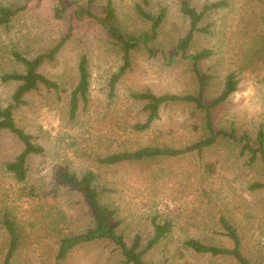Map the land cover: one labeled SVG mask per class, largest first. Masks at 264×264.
I'll return each mask as SVG.
<instances>
[{"label": "rangeland", "instance_id": "1", "mask_svg": "<svg viewBox=\"0 0 264 264\" xmlns=\"http://www.w3.org/2000/svg\"><path fill=\"white\" fill-rule=\"evenodd\" d=\"M90 0H64L61 18L54 16L56 0H0V6L17 8L7 25L0 26V106L11 102L16 82L1 76L23 72L14 59L17 52L33 58L46 52L71 30L69 38L39 71L59 85L57 90L40 87L25 94V104L14 110L16 124L43 147L26 161V177L18 180L6 163L21 152L15 135L0 132V263L8 247L3 221L12 220L18 246L11 264H120V251L108 240L80 243L57 260L59 240L76 236L94 226L91 207L79 188L68 185L60 173L93 175L92 184L100 203L128 244L135 235L141 248L153 234L152 217L168 220L166 237L143 253L147 264H237L230 256L193 252L183 245L188 238L207 244L231 246L219 219L225 217L242 239V251L252 264H264V161H249L240 145L219 139L196 152L160 156L106 165L97 157L114 152L157 145L181 148L207 133L203 113L192 102L162 105L159 118L139 130L144 122V102L132 93L196 94L197 78L189 60L178 57L166 64L160 52L150 56L143 45L131 52L132 65L111 87V78L121 65L118 48L100 25L90 19L71 17L74 7ZM95 8L107 0H91ZM181 0H112L122 31L137 34L149 30L136 5L157 13L166 9L154 49L168 56L189 29L180 11ZM201 11L217 0H188ZM227 5L205 12L199 22L207 32H195L188 52L208 49L199 60L207 75L205 101L217 96L225 77L234 72L238 88L213 108L215 129L248 135L253 146L264 131V0H226ZM88 60V102L80 104L74 118L69 114V96L77 83V64ZM259 187H253L254 184Z\"/></svg>", "mask_w": 264, "mask_h": 264}, {"label": "trees", "instance_id": "2", "mask_svg": "<svg viewBox=\"0 0 264 264\" xmlns=\"http://www.w3.org/2000/svg\"><path fill=\"white\" fill-rule=\"evenodd\" d=\"M93 1H88L87 6L74 7L71 17L77 20L90 19L100 25L110 41L118 48L121 55V65L117 72L112 76L111 87L115 82L131 68V52L139 45H143L150 56H155L160 52L164 57L166 64H171L178 57L190 61L192 71L196 76L198 90L196 94H155L151 91L132 93V96L144 102V110L146 111V119L142 123H138L135 127L139 130L148 128L151 123L159 118V108L162 105H167L176 102H192L197 109L204 115L206 135L195 142L181 148L148 145L134 150H126L114 152L106 156L97 157L99 163L113 165L121 162H131L155 158L160 156H178L196 152L200 154L205 147L215 144L219 139H226L240 145L241 152L247 151L249 161L259 157L264 161V131L260 127L256 136V144L252 145L248 135L237 137L234 132L223 129H215L212 116L213 108L222 104L227 98L237 90L238 79L234 72H229L224 81L221 92L212 98L210 101H205L204 92L207 85V75L199 68V60L207 58L211 51L202 49L196 53L188 52V47L195 32H207L206 27H200L199 22L205 12L224 7L227 5L226 0H217L203 5L201 11L190 5L188 0L180 1V11L187 16L189 20V29L185 35L180 38L178 44L173 48V51L167 56L165 52L159 49H154L152 42L158 32L161 23L165 19L166 9L160 7L157 13L145 10L141 5H136L138 15L149 22V30L141 31L137 34L126 33L121 30L117 23V16L112 0H107L105 4L95 8ZM72 5V2L67 4L64 0H56L54 5V16L61 18L66 7ZM18 11L17 8L0 6V26L7 25L12 16ZM71 30L66 35L59 39L46 52L39 53L33 58H27L20 53H13L14 59L24 66L23 72H9L1 76L4 82H16V87L11 96V102L6 106H0V132L7 130L17 137L22 143L21 152L14 160L6 163V170L13 173L18 180H23L26 177V161L30 155L40 154L43 152V147L33 141L31 134L27 133L22 127L18 126L14 120V110L20 105L25 104L24 96L26 93L43 87L47 90H57L59 85L56 81L50 79L39 71L40 65L45 61H50L54 58L55 53L63 46L69 38ZM78 79L69 96V114L74 118L79 110L80 104L85 106L88 102L89 77L88 60L85 55H82L77 64ZM60 178L75 188H79L84 193L91 210L94 215V226L86 232L69 237H62L59 240L56 259L65 258L67 253L74 246L91 242L95 240H108L120 251L123 260L120 264H147L142 260V255L160 240L166 237L167 232L171 228V223L168 220L159 221L157 217L151 218L153 226V234L141 248V237L135 235L130 244H128L124 236L116 231V225L109 222V213L107 209L100 203L98 191L92 184L93 175L84 173L81 176H76L74 173L63 171L60 173ZM256 183L253 187H259ZM223 234L229 238L231 246H219L207 244L195 238H188L183 241V245L189 250L200 253L209 254L212 256H230L237 264H252L250 259L242 251V239L238 230L225 217L219 219ZM5 230L8 234V247L4 258L0 264H11V260L18 246L17 230L8 216H5L3 221Z\"/></svg>", "mask_w": 264, "mask_h": 264}]
</instances>
